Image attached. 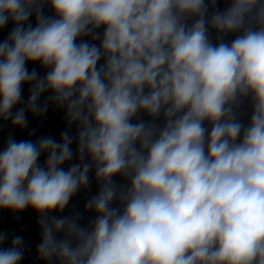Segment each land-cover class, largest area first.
<instances>
[{
	"label": "clouds",
	"instance_id": "obj_1",
	"mask_svg": "<svg viewBox=\"0 0 264 264\" xmlns=\"http://www.w3.org/2000/svg\"><path fill=\"white\" fill-rule=\"evenodd\" d=\"M5 29L0 121L67 125L0 150V210L37 213L40 260L264 264V0H0ZM93 172L87 224L62 215Z\"/></svg>",
	"mask_w": 264,
	"mask_h": 264
}]
</instances>
